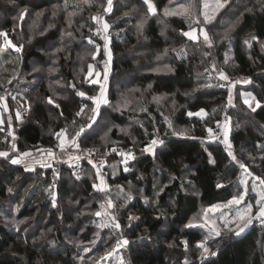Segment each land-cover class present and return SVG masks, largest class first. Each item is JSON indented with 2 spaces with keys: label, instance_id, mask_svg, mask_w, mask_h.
<instances>
[{
  "label": "trees",
  "instance_id": "16d2710c",
  "mask_svg": "<svg viewBox=\"0 0 264 264\" xmlns=\"http://www.w3.org/2000/svg\"><path fill=\"white\" fill-rule=\"evenodd\" d=\"M134 1L145 8L144 0ZM177 1L153 0L154 14L122 15L109 23L111 52L107 70L100 69L101 78L107 72L103 99L108 103L100 104L92 122L94 105L88 97H98L100 85L86 79V73L91 62L104 56L99 47L104 39L94 33L98 23L92 17L102 14L107 1L0 0V31L20 48H5L4 57L14 52L21 57L12 83H0V97L7 101L0 151L9 149L11 155L0 157V264H77L85 259L96 264L122 238L128 241L119 247L124 264H184L185 259L188 264H264V222L253 221L239 235L210 237L207 246L214 256L201 258L202 249L197 248L209 234L198 225L203 209L235 196L243 170L220 143L205 137L222 113L232 121L228 140L237 161L264 178V0H228L207 25L203 0L192 12L163 14ZM119 2L112 0L109 15ZM23 9L27 12L20 20ZM197 19L208 42L201 33L196 40L183 34L189 20ZM176 48L184 49L185 59H177ZM219 71L227 77L234 71L246 76L232 89L231 105L229 90L216 78ZM239 86L251 88L261 102L255 112L242 101ZM16 91L23 94L26 107L19 120ZM157 95L162 98L154 99ZM82 101L87 108L77 116ZM198 107L206 114L189 117L188 110ZM10 120L13 139L6 131ZM89 123L78 137L79 178L64 167L53 192L50 168L26 170L11 163L15 150L49 147L62 129L63 139L70 140ZM174 130L186 134L174 135ZM155 138L163 143L154 155L143 152ZM112 147L131 148L134 158L125 163L124 154L112 152ZM95 148L108 152L103 158L106 178L89 163L85 150ZM108 200L114 202V216L106 220L111 225L115 217L119 230L97 227L104 218L95 213Z\"/></svg>",
  "mask_w": 264,
  "mask_h": 264
},
{
  "label": "snow or ice",
  "instance_id": "6c2138e0",
  "mask_svg": "<svg viewBox=\"0 0 264 264\" xmlns=\"http://www.w3.org/2000/svg\"><path fill=\"white\" fill-rule=\"evenodd\" d=\"M85 2L87 3V0H85ZM144 2L147 4V14H154L156 10H155L154 5L151 3V0H144ZM170 3H171V0H170ZM199 3H200V0H189V2L187 4H184V3L179 4L178 7L180 9V13H189V12H192L194 9H198ZM227 3H228V0H214V4H210L208 2V0H203V12H202L203 23L205 25H207L210 22H212L215 19L216 14L219 13V11L222 8H224ZM111 5H112V0H107V6L104 7L103 11L105 13L110 12L111 11ZM26 12H27L26 9L21 10V12L19 14V19L20 20H23ZM180 13H177V12H174V11H169L166 8L164 14L166 16H169V15H177V14H180ZM194 14H196V13H194ZM68 15L72 16V15H75V13L69 11ZM92 20L97 22V23L102 24V30H103V33H105V35L103 37L104 41H105L104 48L107 51L108 50V36H107V33H108V30H109V28L111 26L108 23L104 22L102 17H100V16H93ZM238 22H239V20L236 21V23H238ZM194 23L196 25H199L200 21L197 19V20H194ZM143 25H144V20L142 19L140 21L138 27L139 28H143ZM233 27H235V24H233ZM99 31H100V29L97 30V32H99ZM193 31H194V29H193ZM200 32L203 35L204 41L208 42L209 41V36L207 34V31H205L203 28H201ZM183 34L185 36H188L192 40H196V37L192 34V32H185ZM225 35H227V33ZM0 37L4 38V44L0 45V49H3V48H15L17 51L20 50V48L18 46L14 45L11 42V40H9V38L7 36V33L3 32V31H0ZM253 39H256V37H253ZM89 43H93V41L90 39ZM261 49H262V51H264V44H261ZM165 51H167V50H165ZM93 58H95V57L93 56ZM55 70H56L55 68H50L49 69V71H55ZM169 71H171V69H169ZM206 71H207V69H206ZM213 71H217L215 66H213ZM91 72H92V66L89 65V73H91ZM97 75H99V74L97 73ZM14 78L15 77H13V79ZM106 78H107V72H105V79ZM219 78L221 80H224V81L228 80L227 75L223 71H219ZM93 82L95 83L97 81H93ZM11 83H12V79H9L8 80V84H11ZM206 86L210 87L211 85H206ZM221 86H223V85H221ZM73 87H75L74 84H73ZM148 87L150 88L151 85H149ZM76 94L78 96H80V97H85L86 96V93L83 92V91H78ZM100 95H101V97H104V95H105L104 91H103V86H102V90H101ZM0 99H3V97H0ZM13 99H15V97H13ZM88 99L92 100L93 105H94V107L91 108V112L93 113V115L90 116L89 119L92 122H95L96 115H98V110H99L100 104L101 103L106 104V103H108V101H107L106 98L97 99L96 97H88ZM154 99H159V98H154ZM250 100H255L256 101V107H252V105L250 103ZM48 102L50 104H52L53 103L52 98H49ZM244 103L246 105H248V107L251 108V111H253V112H255L257 108L261 107V102L259 100H256V98L252 97L250 94H248V97L245 98ZM228 104L229 105L232 104L231 89H229ZM57 107H58V105H57ZM86 108H87L86 105L82 106L80 108V110L76 113V115L77 116L82 115L85 112ZM203 114H204V110L201 109L197 113L189 112L188 116L189 117H192L194 115L202 116ZM16 118L18 120L21 119L19 112H17V117ZM91 126H92L91 123H89L87 125H81L79 131H77L75 133V135L72 136L71 139L67 140V141L62 138V137L66 136V130L65 129H62L60 132L55 133L56 137L60 140V143H59L58 147L60 148L61 152L65 151L67 147H71L73 149H80V145H79V142H78V137H80V135L85 131V127L90 128ZM169 126L171 127V122H169ZM217 126L219 127V121L217 122ZM207 131L211 135L213 130L211 128H208ZM9 134H11V133H9ZM173 134L174 135H185L186 134V130H181L180 132H176L174 130ZM223 136H224V143L227 145V147L229 149V151H228L229 157H231V159L233 161H236L237 163H239V166H240L241 169H244L245 171H247L246 166L244 165V163L237 161L236 156L231 151V147L232 146L228 142V128H227V126H225V128H224ZM162 143H163V141L159 140L158 138L152 139L151 142L144 149H142V151L143 152H147V153H152L154 155V150H155L156 146L158 144H162ZM13 150H15V145H13ZM85 151H88L89 155L92 154V150H85ZM113 151H115V149H113ZM30 155H31L30 152L22 153V154H20L19 157L11 159V163L12 164H20V163H22L23 157H28ZM7 156H8L7 153L0 152V157H7ZM48 156L49 157L53 156V153H52L51 150H48ZM69 158L70 159H79V157H71V156ZM133 158H134V156L131 153H128L126 155V159H125L124 162L127 163L128 159H133ZM209 162L210 163H214V161L211 160V159H210ZM34 163H41V161H34ZM89 163L93 164V167L96 166L93 163L92 160H89ZM44 166L45 167H50V165H48L47 163H44ZM26 170H31L30 166H27ZM127 170L128 169L125 168V171H127ZM54 175H55V173H54ZM249 175H251V173H249ZM77 178H79L78 175H77ZM255 179H259L260 185L264 186V178L257 177ZM241 183L244 184L245 181L241 180ZM94 187H96V186L94 185ZM217 187H221V185H217ZM252 190L255 191V188H253ZM9 191H11V189H9ZM101 191H103V189H101ZM246 195H247V188L245 189V191L242 194L234 196L232 199L228 200L227 203L216 204V205H213L210 209H206L205 213H208V212L215 213V212L221 211L222 209H229L230 210L232 208V206H237L238 210L236 211V215H235L234 220L224 219V217L226 215V213H224V212H221V219H222L223 227L225 229H227L229 232H234L235 235H239L241 232L244 231V229L249 224H251L253 222V219H261L262 222H264V190H262V191H260L258 193V198H257L255 206H253L251 204H247L241 209V208H239V206L242 205V203H244ZM52 199H53V206H55V195L54 194H52ZM112 207H113L112 202L110 200H108L107 201V209H111ZM254 207L257 209V211L255 213L253 211ZM104 208H105V205L101 204V209H104ZM95 215L97 217H103V216H108L109 213L107 211H97L95 213ZM129 219L131 220V219H133V217L130 216ZM235 221H239L240 223L237 224L236 229H233L232 227H230V224L234 223ZM207 223H208V218H207V215H206L205 216V224H207ZM109 226L115 228L116 230H119L120 227H121L119 222L116 221L115 217H112L111 225H109V223L107 221H104V222H102L100 224H97V227L100 228V229H103V228H106V227H109ZM201 226L203 227L204 225H201ZM187 227H192V225L189 224V225H187ZM48 231H51V229H48ZM213 233H214V236H212ZM41 235L43 236L44 233H41ZM220 236H221V231L217 229V227L215 226V223L213 222V226H212L209 234L204 237L203 241L198 242L197 248L202 249L204 254H209V255H213L214 256L216 253L215 252H211V253L209 252V249L207 247L206 241L210 237L214 239L215 237H220ZM127 243H128L127 240L121 239V240L117 241V246H121L122 247V246L126 245ZM86 251H90V250H86ZM108 255H111V253H108ZM82 260H83V258H82ZM120 264H124L123 258L120 259ZM184 264H188L187 259H185Z\"/></svg>",
  "mask_w": 264,
  "mask_h": 264
},
{
  "label": "rangeland",
  "instance_id": "374dc122",
  "mask_svg": "<svg viewBox=\"0 0 264 264\" xmlns=\"http://www.w3.org/2000/svg\"><path fill=\"white\" fill-rule=\"evenodd\" d=\"M187 1L188 0H184L183 2L182 1L180 2V0H178L177 3L186 4ZM208 2L210 4H211V2H212V4H214V0L213 1L212 0H208ZM68 3L69 4H75V0H68ZM119 3L120 4L118 5V10H116L112 15H109L112 12V10L110 12H108V13H105L104 11L102 12V14L100 16L104 17V18H102L104 22H106L108 24L110 22L113 23V21H115L116 19H118V17H120L122 15H130L131 14V15L136 16L137 18H142V17H145V16L149 15V14H147V4L146 3H144L145 6H146V10H145L144 6H142V4H139V3L135 2L134 0H120ZM151 3L154 5L155 10H157L153 0H151ZM111 7L113 9V4L111 5ZM114 7H115V5H114ZM163 10H164V13H165V9H163ZM169 11H174V12L180 13V9H179L178 6L176 8H173V9L171 7V9H169ZM99 24L100 23H98V25ZM100 25L102 26V24H100ZM95 29H96V27H95ZM162 29L164 30V26H163ZM193 29H194V31H193ZM200 29H198V26L194 23V21L189 20L188 26H187L186 30L184 31V33L185 32H192V34L197 38L198 34L201 33ZM109 32L111 33V31H109ZM94 33L96 34L95 30H94ZM186 38L190 39L188 36H186ZM109 39H110V36H108V44H109ZM104 43H105L104 40L100 41L99 47H101L102 50H103V55H104L103 58L105 59V64L102 67H100L101 65L98 66V67H95L94 66V65H96L95 61L93 62L94 64L91 62L90 65L92 66V72L89 73V66H88V70H87V73H86V79H88L90 82L97 81L95 83H98L100 85V88H99L100 92L98 94V97H96L97 99H103V97H101L100 93H101V90H102V86H103V91L106 88V86H105V81L106 80H105V78H101L102 76H101L100 69L104 67L103 71L107 70V67H105V66L108 65L107 62H108V59L110 57V52H111L110 48H109V45H108V50L107 51L105 50ZM6 51L7 50L5 48L0 49V59H1V62H0V83L2 85H8V80L9 79L13 80V77H15L17 71L19 70L20 64H21V57H20L19 52H14V53L9 54V59H10L9 60L6 57H4ZM97 73L99 75H97ZM231 76L232 77L233 76L237 77L235 84L236 83H240L239 85H242V83L245 82L246 76L242 75V74H239V73H236V71H234L233 74L230 75V77ZM216 78H219V75H217ZM235 84H232L231 92H232V89H235V86H236ZM240 87H241L240 96H241V99H242L243 102H244L245 98L248 97V94H250L252 97L256 98V96L253 93L251 88H245V87L239 86V88ZM14 97L17 99V101L21 105L25 104V98H24V96H23V94L21 92L16 91L15 94H14ZM156 98L161 99L162 96L157 95ZM256 100H258V99L256 98ZM250 103H251L252 107H256V101L255 100H250ZM6 105H7V101L3 97V99H0V126L4 125L3 111H4ZM6 108H7V106H6ZM201 109L204 110V114L203 115H205L206 114V109L204 107H198V108H195L193 110H188V113L189 112L197 113ZM222 114H224V113H222ZM224 115H228V114H224ZM225 126H227V128H228V136H229L230 130L232 128V121L229 118V116H228L227 119L222 121L223 130H224ZM6 128H7L6 131L7 132L9 131L11 133V138L13 139L15 137L14 136V123H13V121L10 120L8 122V125L6 126ZM62 138H64V137H62ZM228 142H229V140H228ZM67 148H68V150L70 149V147H67ZM15 151L16 152H15L14 155H12V157L16 156L14 158H17L22 153H25V152H30L31 153L32 149H25V150H19V151L15 150ZM0 152H3V151H0ZM4 152L7 153L8 156H11V155H9L10 154V150L9 149L5 150ZM130 153L132 154V152H130ZM123 156L126 157L125 154ZM27 158H29V156ZM23 159L27 160L26 157H23ZM122 161L124 162V159H122ZM28 163H29V165L31 164V167H30L31 170L37 167L35 164L33 165V163H30V162H28ZM123 168L125 169L126 166L124 165ZM246 169H247V171H245L244 169L241 171L240 179L235 184L236 185L235 187H236V189L238 191L235 196H237L239 194H242L245 191V189L247 188L248 196H245L244 203H242V205L239 206V208H241V209L247 204H251V205L255 206L257 198H258V193L260 191L264 190V186L260 185L259 179H255V178H257V175L254 172H252L249 168H247V166H246ZM249 173H251V175H249ZM241 180L245 181V183L242 184ZM253 188H255V191L252 190ZM44 191L46 192V194H48L47 186H45V190ZM249 195H251V196H249ZM127 197H129V195H127ZM233 197H231L230 199H232ZM230 199H228V200H230ZM228 200L222 201V202H217V203L212 204L210 206H206L203 209L202 213H201V217L199 219L198 225H204L203 228H206L210 232V230H211V228L213 226V222H214L215 226L217 227V229L221 231V235H224V234H225V236L228 235L229 231L223 227V223H222V219H221V212L226 213L224 219L234 220L235 215H236V211L238 210L237 206H232V208L230 210L229 209H222L221 211H218V212H215V213H213V212L205 213V210L206 209H210L213 205L227 203ZM111 202L114 205V202L113 201H111ZM102 204L105 205V208L101 209L100 211H107L109 213L108 216H103L102 217V218H104V220H103V222H104V221H107L106 220L107 217H111V214H112V216H114V213H113L114 212V208L112 207L111 209H107V202L106 203L102 202ZM253 211L255 213L257 211V209L254 207ZM206 215H207V218H208V223L207 224H205V216ZM253 221H259L260 223H263L261 219H253ZM239 223H240L239 221H235L234 223L230 224V227H232L233 229H236L237 224H239ZM230 233L234 234V232H230ZM122 239L125 240V238H122ZM203 240H204V237L202 238L201 241H203ZM206 244H207V241H206ZM119 247L120 246L114 247V249H112L111 255L106 257L105 260L100 261V262H98L96 264H120V259L123 258V257H122V254L120 253ZM86 250H89V248L86 249ZM86 250H84V251H86ZM201 255H202L201 258H203L207 254H204L203 250H202V254ZM123 262H124V259H123ZM77 264H94V263L91 262L88 259H85L84 261H80Z\"/></svg>",
  "mask_w": 264,
  "mask_h": 264
},
{
  "label": "built area",
  "instance_id": "2783aa9c",
  "mask_svg": "<svg viewBox=\"0 0 264 264\" xmlns=\"http://www.w3.org/2000/svg\"><path fill=\"white\" fill-rule=\"evenodd\" d=\"M107 1V0H106ZM100 29L99 32H97V30ZM96 34L101 38L104 39V35L105 33H103L102 30V26L99 24L97 25L96 29H95ZM107 36H110V32L108 31ZM175 55L177 57L178 60H183L186 58V53L184 51L183 48H176L175 49ZM95 63L98 65L103 66L105 64V59L102 58H96ZM207 69V71H206ZM204 69V71H206L207 73H212L211 68H206ZM236 76H231L228 78L227 81L221 80L220 78H218L219 80V85H223L221 87H223L226 90L231 89L232 84H235L236 82ZM82 106H85V102L82 101L79 103L78 107L75 110V113H77L80 108ZM16 108L18 109V112L20 114H23L26 112V107L21 105L20 103L16 104ZM228 115H224L222 114L219 121V127L217 126V122L211 127L212 134L210 135L208 131H206L205 133V137L206 138H210L212 140H214L215 142L220 143V145L222 146V148L225 151H229L227 145L224 143V136H223V127H222V121L227 119ZM60 143V140L56 137L50 144H49V149L52 151L53 156L50 159V178H51V187H50V191H54V189L56 188V185L59 182V178H60V173L62 171V169L64 167H68L70 168L72 174L74 176H77L79 171H80V159H70L68 158V148H66L65 151L61 152L60 148L58 147ZM113 149H115V151H113ZM112 152H115L117 154H125L127 155L128 153L132 152L131 148H123V147H112L111 149ZM108 152L107 151H102L99 148H95L92 149V154L89 155L90 159H92V161L94 162V164L96 165L95 167L98 169L99 174L106 178V172L104 170V156L107 155ZM55 173V175H54Z\"/></svg>",
  "mask_w": 264,
  "mask_h": 264
},
{
  "label": "crops",
  "instance_id": "0c3cea01",
  "mask_svg": "<svg viewBox=\"0 0 264 264\" xmlns=\"http://www.w3.org/2000/svg\"><path fill=\"white\" fill-rule=\"evenodd\" d=\"M179 4H181V3H179ZM179 4L178 3L173 4L172 9L176 8ZM145 8H146V6H145ZM48 150H50L49 147H44V148L39 147V148L32 149V152H31V155L29 156V158L26 157L27 160L22 159V163H20V164H23L25 167H27V166L31 167V164L29 165V163H28V162H30V163H33V165L35 164L37 167H39V166L45 167L44 163H47L49 165L50 159H51V157L48 156ZM68 152H69L68 157H70V156L71 157H79V159L81 157V150L80 149H76L74 151L69 149ZM34 161H41V163H34ZM47 168H49V167H47Z\"/></svg>",
  "mask_w": 264,
  "mask_h": 264
}]
</instances>
